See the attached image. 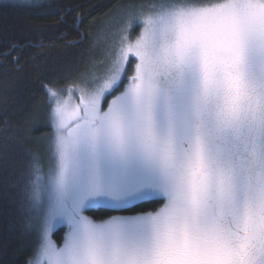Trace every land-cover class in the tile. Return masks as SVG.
Returning <instances> with one entry per match:
<instances>
[{
  "label": "snow or ice",
  "instance_id": "1",
  "mask_svg": "<svg viewBox=\"0 0 264 264\" xmlns=\"http://www.w3.org/2000/svg\"><path fill=\"white\" fill-rule=\"evenodd\" d=\"M120 39L106 73L43 85L26 264H264V0H150Z\"/></svg>",
  "mask_w": 264,
  "mask_h": 264
},
{
  "label": "trees",
  "instance_id": "2",
  "mask_svg": "<svg viewBox=\"0 0 264 264\" xmlns=\"http://www.w3.org/2000/svg\"><path fill=\"white\" fill-rule=\"evenodd\" d=\"M127 1H0V54L11 53L0 55V264H26L31 252L19 178L27 163L25 150L44 151L42 137L51 132L44 126L43 85L53 78L62 86L88 82L93 64L106 51L96 41L98 24ZM88 213L94 218L113 214L106 209Z\"/></svg>",
  "mask_w": 264,
  "mask_h": 264
},
{
  "label": "rangeland",
  "instance_id": "3",
  "mask_svg": "<svg viewBox=\"0 0 264 264\" xmlns=\"http://www.w3.org/2000/svg\"><path fill=\"white\" fill-rule=\"evenodd\" d=\"M0 1H7V0H0ZM18 1L35 2V0H18ZM148 3H150V0H130L127 2H122L120 5L116 6L111 12H109L104 19H102L99 22L96 33V41L100 51L103 52L104 50L106 51L105 53L101 54V57L99 58L100 59L99 63L93 64V68H92L93 71L89 75L87 81H90L95 77H98L106 73L111 67L114 56L118 48L120 47L121 26L124 23V17L126 16L127 12L129 10H132L135 6H140V5L146 6ZM140 31H141L140 27H134L132 29H129L128 32L129 39H134L135 36L139 35ZM132 71H133L132 68L128 69L129 75L132 74ZM47 135H44L42 139H44V137H46ZM45 147H46V142L44 140V148ZM149 211H154V210H149ZM85 214L91 216L88 212H86ZM130 214H134V213L113 212V214L111 215H130ZM53 238L55 239L54 236Z\"/></svg>",
  "mask_w": 264,
  "mask_h": 264
}]
</instances>
